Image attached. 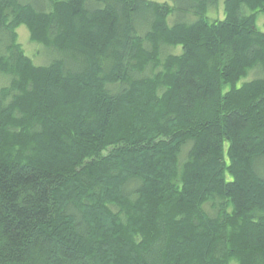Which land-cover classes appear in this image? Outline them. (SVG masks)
<instances>
[{
    "label": "trees",
    "instance_id": "16d2710c",
    "mask_svg": "<svg viewBox=\"0 0 264 264\" xmlns=\"http://www.w3.org/2000/svg\"><path fill=\"white\" fill-rule=\"evenodd\" d=\"M259 12L0 0V264H264Z\"/></svg>",
    "mask_w": 264,
    "mask_h": 264
},
{
    "label": "rangeland",
    "instance_id": "374dc122",
    "mask_svg": "<svg viewBox=\"0 0 264 264\" xmlns=\"http://www.w3.org/2000/svg\"><path fill=\"white\" fill-rule=\"evenodd\" d=\"M158 3H164V2H168L169 0H152ZM209 16L210 18H222L223 17V6L221 5V3L219 4V6L216 9H213L209 12ZM171 19V18H169ZM256 27L264 32V13L259 12L257 14L256 17ZM16 32H17V40L18 42L22 45V48L24 50V52L33 58L34 62L36 63H44L45 59H44V55H43V49L41 46L37 45L35 42H32L29 39V32L28 29L26 28V26L24 24H20L17 28H16ZM179 49V47H178ZM178 49L176 50H171V52H178ZM170 51V49H169ZM253 74L249 76V78H252ZM248 78V79H249ZM98 216V215H97ZM231 264H237L235 261H232Z\"/></svg>",
    "mask_w": 264,
    "mask_h": 264
}]
</instances>
